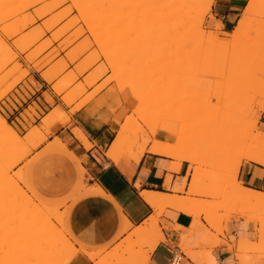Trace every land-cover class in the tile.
Here are the masks:
<instances>
[{
  "label": "rangeland",
  "instance_id": "obj_1",
  "mask_svg": "<svg viewBox=\"0 0 264 264\" xmlns=\"http://www.w3.org/2000/svg\"><path fill=\"white\" fill-rule=\"evenodd\" d=\"M52 1L57 3L61 2L60 0H43L36 3L31 8L27 7V10L25 11L22 10H24V8L26 9V7L21 9V7L18 8L17 6V8H15L17 10L15 11H20L19 14L14 11L13 15L16 14V17L14 15L7 20L5 18L11 16L12 13L10 12L12 9L9 8L10 15L8 16V14H5V11H7L8 8L5 10V7L2 6L4 7L2 10L4 13H0V17L4 14L5 17L3 16V19L6 20L4 21L0 18L2 21L0 23V117L2 120L6 121V124L8 125L7 129L0 131V134L5 138L8 136L7 140L3 139V143L0 142V148L3 147V149H8L6 152L0 153V160L5 155H9L15 159L9 170L5 172L7 173L6 176H2L0 172V208L9 207L10 203L14 201L22 202L24 191L29 192L30 196L28 200L30 209L27 208L24 211L22 210L15 220V223L13 222L8 226L9 229L7 227L0 233L1 244L12 241L10 239L17 240L15 248H13V250L11 249L12 251L10 250V252H6V254L0 253V258L3 254H5L3 255L4 258V256L9 253L8 256L14 258L12 264H40V262L45 264L46 262V259L41 260V258H39V252L40 249H42L40 248L41 246L33 247V251H28L29 246L25 245L22 241L30 235L23 231L26 230L25 222L28 220L29 215H31L30 210L33 207L32 205L39 203L48 206L50 205L41 202L33 195L35 190L32 186L30 177V169L33 160L29 158L32 153L24 155L22 146L13 149L14 146L17 145L14 143L15 136L20 141L27 140V142H29L28 146L33 152L46 140L47 135L50 133L51 128L54 125V123L52 124V121H43L44 116H46L43 115L40 119V126H34V124L37 123L36 119L39 118V115L37 116L35 112V104H33L32 107H28L19 116L21 121L13 119L14 115H12V111L16 110L15 105H17V107L19 106L20 109H22L21 103H23L24 106L26 105V99L40 89L38 84L40 79L51 84L52 93H59L58 96L61 97L60 101L65 106L70 109L75 107L73 110H76L83 106V104H81V106L78 104L79 101L84 98H89V96L92 97L98 89H101V86H104V88L100 91L109 88L112 92H119V86H123L125 88L124 91H126L133 86V83L135 82L134 80L137 78L139 79V77L141 78L140 80H142L146 77V75L143 74H151L154 72V76L151 80L149 79V82L151 83V81H153V84H155L154 82H165L166 87H164V89L162 88V91L157 93L153 91L154 93H152L149 92L152 91L149 89L150 87L148 88V91H144L146 88L145 86H143L145 88L142 87V91H140L139 83V91L129 93L134 101V108L131 113L119 123V127H128V133L130 134L131 132V136L132 130L135 127L133 121L137 119L136 107L138 104L143 103L142 101H146V107L144 108L146 109L145 112L153 111L151 108L156 104L158 106L156 111L175 109L176 111H182V113L186 115L197 112V114H202V120L205 119L207 121L214 111L226 103L225 101L227 99L225 94H218L216 92V81L224 82L222 83L223 85L225 84V81L216 78V73L222 67L215 64L214 57L210 56L213 52L218 50L220 46L215 44L216 42L209 41L206 35L208 32L216 31L219 33L221 40L226 38L222 26L218 30L215 29L220 22H210L214 21V17L211 15V8L206 14L199 16L196 19H192L191 21L189 19L185 20L184 18L185 22H183V24L180 23L183 18L180 21L177 19L178 14H184L186 18H189L188 14H191L194 11L203 12L205 9L203 0H192L187 7H179L176 5V3L183 0H101L100 3V0H88V2L85 1L86 3L84 4L87 5L91 1L90 5H87L90 7L87 8V6H84L83 8L85 9L78 8V5H76L78 0H65V3L63 1L62 4L58 3L59 6L56 3L58 7L54 6L56 4L54 3L53 5ZM117 2H121L120 9L117 7ZM248 2L249 0H247L246 5ZM52 5L55 9L50 11ZM135 5H139L140 10L134 15H126L129 8ZM246 5L240 11L234 27L231 28L230 32H226L227 34L233 32L237 21L244 13ZM7 6L9 7V5ZM10 7L12 8L13 5H10ZM260 8L262 9H260V11H264L262 6H260ZM47 9H50V12ZM39 11L44 17L41 16L40 18V13H38L39 15L36 13ZM44 11L48 12L45 13ZM25 14L28 21L24 18ZM29 14L31 16H29ZM18 17L20 20H17ZM13 19L16 20L17 23ZM24 22L27 23V26ZM196 23L198 26H201V28L198 30H192L190 25ZM15 24H18V26L16 27ZM252 24H257V26L262 25V28L260 29L261 31L259 30L257 33L248 32L244 34L233 47L235 53H237V51L241 52L240 57L238 54H234L236 56L235 59L240 58L241 60L243 58L245 59V64L242 62L243 66L241 68L239 67L235 72L236 74L231 76L229 83L233 81H245L249 77H258L264 73V67L257 70L254 69L256 68V62L258 60L261 61V57L264 58V15L263 17H255ZM3 25H6V28H4ZM22 25L25 26L22 27ZM188 27L191 30H189ZM38 28H40V30ZM12 29L17 30L18 34L15 33L16 31L13 33ZM39 31L41 32L38 33ZM10 34L12 36H10ZM40 35L42 36L40 37ZM21 36H23L22 40L20 38ZM19 39L20 41H18ZM210 42H212V44ZM148 45L153 46L152 54H149L142 59L141 65L138 64L134 73L132 71L133 75L130 72H127L129 66H132V58L139 50H142ZM216 46L219 47L217 48ZM255 51L257 54H260L261 57L258 55L259 59H256L255 55H253L255 59L252 56L249 57L251 52L252 54H255L253 53ZM12 57L14 58L11 59ZM6 59L10 62L8 63ZM6 63L8 65L5 67ZM110 63H112V65ZM13 64H16L17 66H13ZM3 66L5 69L2 68ZM118 78L121 81L118 80ZM148 78L147 75L145 79ZM145 79L143 81H145ZM116 80L118 82H116ZM153 84L151 87H153ZM100 91L97 94H99ZM248 93L252 94L250 92ZM13 94L18 95L20 101H18ZM96 95H94L92 99H94ZM251 96L245 92L239 96V99L250 100L253 97ZM142 97L145 100L141 99ZM44 98L45 101H47L50 98V95L44 94ZM89 99L88 101L92 100ZM263 99L264 90H262L260 94H257L256 102L257 100L263 102ZM262 102H257V104L259 105ZM257 104L253 106V109H258L259 106H257ZM53 105L54 102L50 106ZM153 108L155 110L156 107ZM57 109L59 108L56 107L52 109L48 114L53 113ZM261 114L256 123V132L254 131L252 134L253 138L257 137V131L260 129L259 121ZM206 115H208L209 118ZM138 120L137 122L142 125L143 121H149L150 119L147 117V119H144L142 122L141 120ZM252 120V116L246 115L233 121V127L237 128L241 122L250 123ZM68 121L69 118L62 124H66ZM224 123L226 122L224 121L221 124L223 129L228 127L227 123L225 125ZM130 127L132 129H130ZM129 134L128 137L130 136ZM208 137L214 143L209 146L210 149L225 147L228 149V154L232 155L234 154V149L239 148V140L236 139L233 133H226L223 137H216L214 135ZM20 141L19 143L21 144ZM44 151H42L41 154L54 153V151L49 149ZM231 155L224 161H217L215 164L207 166H194V170L186 171L185 176H187L188 180L191 175L198 177L199 181L194 185H190L189 181H187L182 190L177 191V188L181 187L180 185L183 184L181 179L180 182L177 181L172 188H166L170 193L168 195L182 197L186 199L190 205L194 204L189 207L186 214L192 218V225L188 229L182 228L183 231L179 240H181L180 243L183 248H181L178 243V251L176 254H185L188 259L191 256H195L194 258L211 257L216 262L217 258L213 254L214 248L225 246L227 247L230 256L225 264H264V206L247 207L250 210L244 212L247 211L246 206H241L239 202H236L231 196H229V187L232 182L230 183L227 174L236 161V158H231ZM174 162L176 163L177 160L173 159V163ZM173 163L172 165L175 164ZM184 163L188 168L189 164L186 162ZM246 164H248L247 166L261 167L253 163H242V165ZM242 165L240 169L242 168ZM240 169L236 181L245 187L239 181ZM69 199H73V197L70 196L64 202L56 200H53V202L65 203ZM1 200H3V202H1ZM23 206L24 204L22 202L18 206L9 208L6 211L10 212L14 209L19 211ZM241 207L246 210L244 209L242 212L243 209ZM235 210L238 211L236 212ZM61 212H63V210L59 209V218H56L55 220V216H51L50 221L57 230L61 231L64 227L68 233L67 221L69 220V211L67 213L65 211V214L63 215ZM192 212H194V214ZM233 212H236L237 215ZM248 213H254L257 218L254 222H250L253 225L254 231L250 238H248V244L246 245L242 241H238L239 239L227 242L224 237L226 224L232 219H235L236 221L243 220L242 216L247 215ZM160 217L161 215L156 216L152 219V222H145L141 226L143 229L147 228V230L144 229L147 233L141 236L138 240L133 239L132 242H129L128 244L118 242L109 251L105 252L103 250V255L115 254L117 248L121 245V250L126 249L127 253L130 252V259L136 260L139 264L143 263L145 257H147L148 254L161 242L159 240V235L162 234L160 226L158 231L154 230L153 233L150 232L154 225L153 223H161ZM60 219L64 222L62 223ZM202 221L208 225V228L202 224ZM243 221L245 222V220ZM7 229L10 232L7 233ZM173 229L177 230L180 229V227H174ZM54 230L55 229L51 231ZM219 237H222V239ZM74 246L77 248L79 247L75 243ZM244 246L249 249L247 252L237 251L238 248ZM177 248L175 245L173 246L174 250H177ZM43 249H45V245L43 246ZM63 249L64 247L61 248L62 252H64ZM182 249H184L185 252ZM21 252H24L26 255H21ZM13 255H16L15 257L19 256V259H15ZM42 261L45 262L43 263Z\"/></svg>",
  "mask_w": 264,
  "mask_h": 264
},
{
  "label": "bare ground",
  "instance_id": "obj_2",
  "mask_svg": "<svg viewBox=\"0 0 264 264\" xmlns=\"http://www.w3.org/2000/svg\"><path fill=\"white\" fill-rule=\"evenodd\" d=\"M40 1H43V0H0V6L2 8V9L0 8V13H2V12L4 13V11H2V10L5 7V10L8 8L7 11H5V14H8V16H9L10 15L9 14V12H10L9 8L12 9L10 12V13H12L11 16H9L8 18H5L7 20V19L13 17L14 15L16 17V14L13 15V13L15 10H17V9H15V8H17V6H18V8L21 7V9L26 7V9L24 8V10H22V11H25V10H27V7L31 8L33 5H35L36 3L40 2ZM60 1L61 2H58L59 4L60 3L62 4L63 2L65 3V0H60ZM85 1L88 2V0H78V2L76 4V5H78V8L82 9L84 6L86 7L87 5H90L91 1L87 5L84 4V3H86ZM191 1L192 0L179 1L178 3H176V5H178L179 7H187V5ZM213 1L214 0H203V3L205 5V9L203 12L194 11L191 14H188L189 18H186L184 14H178L177 19L180 21L183 18L180 21V23H182V24H183V22H185L186 19L187 20L189 19L190 21L192 19H196L197 17L202 16V15H204L210 11V8L213 4ZM100 2H101V0L99 1V3ZM54 3L56 4L57 2H53V5H54ZM118 3H119V5H118ZM57 4L54 6L58 7L59 4H58V6H57ZM7 5H9V7ZM10 5L11 6L13 5V7L11 8ZM15 5H16V7H15ZM47 5H50V4H47ZM53 5L51 7V10L49 9L50 11L55 9V8H53ZM2 6H4V7H2ZM80 6H82V7H80ZM120 6H121V2H117L118 9H120ZM260 6H262L264 8V0H249L248 4L246 5V7L244 9L243 15L237 21L236 27L234 28L233 32L231 34L225 33L226 38H224L223 40L220 39L219 33H217L216 31H215L216 33L207 31L208 34H206V35H207V38L209 39V41L216 42L215 44H218L220 46V47L218 46L219 47L218 50H216L215 52H213V54L210 55V56L214 57L215 64L220 65L222 67L216 73V75H217L216 78H220V79H223L225 81L224 85L222 84L224 82L216 81V83H217V88H216L217 91L216 92L218 94H225L226 98H227L225 101L226 103L224 105L220 106L219 109L214 111L211 114V116H209L210 118L208 117V115H206L209 118L208 119L209 121L207 120L208 122L204 118H203L204 120H202V118H201L202 114L201 113L197 114V112L190 113V114L187 113L188 115H186V114H183L182 111L181 112L176 111L175 109L156 111V109L158 107L156 104H155L156 106L153 105V107H156L155 110L152 107L151 108V109H153V111L151 110L152 112L151 111L145 112L146 109H144V108L146 107L145 106L146 101L145 102L142 101L143 103L138 104L139 106L137 105V107H136L137 119H135L133 121L135 124L134 125L135 127L132 130V136L130 135L131 132H130V134L128 133L129 132L128 127L122 126L120 128L119 123H116V122L112 124V129L114 130L116 135H115L113 141L111 142L110 146L108 147V149L106 151V154H105L106 157L109 158L110 160H112L114 163L118 164L120 162V159L125 155L130 160H132L134 162H138L140 160V158L145 153H149V154H154L157 156L177 160V162L176 163L174 162L175 164L173 163L174 165L171 166V169L173 170L174 173H177L180 170L182 162L188 163L189 164L188 165V171H191V170L195 169L194 166H204V165L207 166V165L215 164L217 161L226 160L231 155V154L230 155L228 154V149L225 147H216V148L210 149L209 146L214 144V143L209 139L208 136L214 135L216 137L217 136L223 137L224 134H226V133H233L235 135L236 139L239 140L238 141L239 142L238 143L239 148L234 149V154L231 155V158H236V161L234 163V166L233 167L231 166L232 168H230V170L228 171V174H227V177L229 178L230 183L232 182V184H230L231 186L229 187V194H230L229 196H231V198L233 200H235L236 202H239V204H241V206H243V205L246 206L247 211H244L245 208L243 209V207H241L243 209L242 212L243 211L248 212L250 209L247 207H252V206L262 207V206H264V193L257 192V191H254L252 189L243 187L240 183H238L236 181L239 169H240L243 162L253 163V164H256V165L261 166V167L264 166V125H262V124L260 125V129L257 131V133H258L257 137H255V138L252 137V134L256 130L257 120H258L261 112L264 111V101L262 102V101L257 100L258 103L262 102L259 105L256 102L257 94H260L261 91L264 90V73L259 75L258 77H256V76L253 78L249 77L250 79L248 78L245 81H233V82L229 83L231 76L233 74H236L235 72L237 71V69L239 67L241 68L243 66V64H245L244 63L245 59H243V58L241 60H240V58L235 59L236 56L234 54H238V56L240 57L241 52L237 51V53H235L233 50V47L236 45V43L239 41V39L244 34H246L248 32L257 33L262 28V25L257 26V24H255L256 25L255 26L252 24V22H254L255 17H257V16L263 17V15H264V11H260V9H261ZM48 7H50V6H48ZM89 7L87 6V8H89ZM83 9H85V8H83ZM139 10H140V6L135 5L131 8H129V10L126 12V15H128V16L134 15ZM37 11H38V9H37ZM15 12H17V11H15ZM19 12L20 11H18L17 13L19 14ZM44 12L47 13L46 11H44ZM36 13L37 14L40 13V18H41V16H42L41 12L39 11ZM3 16H4V14L0 17L1 20L3 19ZM29 16H31V15L29 14ZM42 17H44V16H42ZM24 18L26 19V14H25ZM38 18H39V16H38ZM184 18H185V20H184ZM1 20H0V23L2 22ZM6 20H4V21H6ZM17 20H20L19 17ZM29 20H30V18H29ZM14 21L16 22V20H14ZM14 21H12V22H14ZM199 23L202 24L201 22H199ZM21 24H23V23H21ZM25 24L27 26V23H25ZM15 25H16V27L18 26V24H15ZM23 26H25V25H22V27ZM193 26L196 28H194ZM197 26H198L197 23L190 25L192 30L193 29L198 30L199 28H201V26H198V27ZM4 28H6V25L4 26ZM220 28H221V25H220V23H218V25L215 27V29L218 30ZM23 29H26V28H23ZM38 29L40 30V28H38ZM188 29H189V27H188ZM12 30H13V33L16 31L15 33L18 34L17 30H14V29H12ZM189 30H191V29H189ZM40 32L41 31H39L38 33H40ZM4 33H8V32H4ZM27 34L32 35L30 33H27ZM41 34H43V33H41ZM202 35H203V33H202ZM10 36H12V35L10 34ZM41 36L42 35H40V37ZM22 37L23 36L20 37L21 40H22ZM205 40H206V37H205ZM18 41H20V39ZM29 43H30V41H29ZM32 43H34V42H32ZM210 43L212 44V42H210ZM104 47H105V45H104ZM152 49H153V46L148 45V46L144 47L142 50H139L136 53V55L132 58V61H131L132 66H129V68H128L129 70L127 72H130L132 74V71H133V73H134L135 68L138 66V64L141 65L142 59L144 57L148 56L149 54H152ZM253 53H255V54H252V52H251V55H249V57H251V56L253 57V55H255L256 59H259V57H261L260 54L256 53V51ZM246 55H245V57H246ZM258 55H259V57H258ZM14 56H15V54H14ZM106 56H108V55H106ZM242 57H243V55H242ZM13 58L14 57H12L11 59H13ZM262 58L263 57L260 58L261 61L258 60L257 61L258 63L256 62V68H254V69L257 70V69L264 67V58H263V60H262ZM111 59H113V58H111ZM6 61L8 62L7 59H6ZM242 62H243V64H242ZM110 64L112 65V63H110ZM7 65L8 64L6 63L5 67ZM14 65H16V64H13V66ZM1 66H2V64H1ZM2 68L5 69L4 66ZM130 73H128V74H130ZM153 73L143 74V75H146V77H147V75L149 77L148 79H145L146 77H144L142 75L144 77L145 81H143L144 79L140 80L141 78L138 76L139 79L137 78L136 80H134L135 82L133 83V86L131 84L132 87L127 89L128 92L130 93V92H134V91H139V87L141 89L140 91H142L143 86H145L147 88L146 89L145 87H143V88H145V90L143 89L144 91H148L149 87H150L149 89L152 90L149 92H152V93H154V92L157 93L159 91H162L164 89V87H166L165 82H154L155 84L152 83L153 81H151V83L149 82V79L151 80L152 77L154 76ZM125 75H126V73H125ZM2 77H3V75H2ZM119 78H121V77H119ZM119 78H118V80H120ZM141 81H142V83H141ZM116 82H118V81L116 80ZM138 84L140 85L139 87H138ZM152 84H153V87H151ZM118 85H120V84H118ZM100 88L102 89V88H104V86H101ZM101 89H98V91H96L95 94L92 95V97L89 96V98L92 99L94 97V95H96ZM124 90H125V88L123 86L118 87L119 92H123ZM245 92L250 96L253 94L252 95L253 97L251 96L252 98L250 100H247V99L240 100L239 96H241ZM248 92H250L252 94H249ZM58 95H59V93H56L55 97ZM89 98H84L83 100L79 101L78 104L80 106H81V104H83V106H84L85 103H87ZM141 99H143V97ZM143 100H145V99H143ZM53 101H54L53 98L50 97L46 101V103L48 105H52ZM256 104H257V106H259L257 110L253 109V106ZM151 105H152V103H151ZM73 108H75V107H73ZM73 108H71L72 110L70 109V111L68 110V112H65L66 110L63 111L61 109H57L53 113H50V114L44 116L43 121H45V122L52 121V124L53 123L54 124L64 123V121L69 118L70 114L75 113V111L77 109L79 110V108H77L76 110H73ZM196 114L199 116H197ZM246 115L252 116L253 120L250 123L241 122L237 128H234L233 127V121H235L238 118L244 117ZM147 117L150 120L149 121H147V120L143 121L144 119H147ZM138 119L141 120V122L143 121L142 123L145 125L139 124L137 122ZM224 121L228 125V127L225 129H223V127L221 126L222 122H224ZM226 123H224V125ZM7 128H8V125L6 124V121L2 120L0 117V131L7 129ZM130 129H132V128L130 127ZM128 134L130 135L129 137H128ZM75 135H76L77 139L81 140L82 142H84L86 144L87 141H86V139H85V137L81 131L75 130ZM7 137L5 138L3 135L0 134V142L3 143L2 140L3 139L7 140ZM19 141L20 140L14 136V143H16L17 145H15L13 149H17L18 146H22L23 150H24V155H28V154L32 153L31 148L28 146L29 142H27V140H24V141L21 140L20 141L21 144L19 143ZM55 141H57V139ZM7 150L8 149H3V147H1L0 153H4ZM14 161H15V159L9 155H5L2 157V159L0 160V172H1L2 176L7 175V173H5V172H7L9 170L11 164ZM171 178L172 177L170 175H168L166 177V182H165L166 184L165 185L167 188L170 185ZM187 181H189L190 185H194L195 183H197L199 181V179H198V177L191 175L190 179L188 180L187 176H185L182 180L183 184L180 185L181 187L177 188V191L182 190V188L185 186ZM8 186H9V184H8ZM141 196L145 200V202L151 208H153L155 211L154 216H152L148 220L151 222H152L153 218H155L156 216H160L165 209H171L174 212L187 214L189 207H191V205H192V204L190 205L189 202L182 197L169 196V195H164V194H160L157 192H144V193H141ZM29 197H30L29 192L24 191V198L22 201L24 206L21 207V209L19 211H16L15 209L11 210L10 212L6 211L7 209L14 208V207L18 206L20 203H22L19 201H14V202L10 203L9 207L0 208V233L3 232V230H5V228L10 226L13 222L15 223V220L20 215V212L22 210L24 211L27 208L30 209L29 208L30 205L28 204ZM3 200H1V202H3ZM32 206L33 207L30 210L31 215H29L28 220L25 222L26 223L25 224L26 230L23 231L24 233L26 232V233H29L30 235H28V237L26 236L27 238L26 239L24 238V241H22V242L25 245L29 246L28 251L32 250L33 247L41 246L40 248H42V249H40V252L38 251L39 252V258H41V260L46 259L45 260L46 262L44 261L45 264H68L75 257V255L78 253L84 254L91 261L97 260V261H95V264H139L138 262H136V260L130 259V252L127 253L126 249L121 250V247H122L121 245L117 248V252L113 255H107V254L103 255L104 254L103 250H97V251H91L90 250L89 251V250H86V249L81 248V247L77 250L74 246L73 239L66 232L65 228L62 226L63 229L61 231H59L53 226L52 222L50 221L51 216H55L54 217L55 220H56V218H59V215H60V213H58L59 209L63 210V212H61L62 215L65 214V211H67L69 209L68 203L60 205V206H48V205H44V204L39 203V204H35ZM235 211L237 212L238 210H235ZM236 212H233V213H236ZM242 212H241V214H242ZM192 213L194 214V212H192ZM230 214H228V215H230ZM241 214H239V215H241ZM236 215H237V213H236ZM225 217H226V215H225ZM196 218H199V217H196ZM61 219H62V217H61ZM242 219L245 220L246 222H254L255 219L257 220L254 213H252V214L248 213L247 215H243ZM225 221H226V218H225ZM20 222H22V221H20ZM61 222H62V220H61ZM60 223H59V226H60ZM153 224L154 225L152 226V229L150 231L151 233H153L154 230L155 231L159 230V223L156 222ZM124 225H125L124 232H127L128 229L131 228V225L128 223L127 220H124ZM146 225H147V223H146ZM146 225H145V227H146ZM149 228H148V230H149ZM8 229H9V227H8ZM53 229H55L57 231H55V230L51 231ZM144 229L147 230V228H144ZM144 229L141 226L132 229V231H130L127 234L126 238H124L120 242H124V243L128 244L129 242H132L133 239L138 240L141 236H143L144 234L147 233V231H145ZM260 230H262V229H260ZM6 231H5V233H6ZM8 232H10V231L8 230L7 233ZM15 235H17V234H15ZM261 236H262V233H261ZM2 238H4V237H2ZM0 239H1V237H0ZM10 240H12V241H10ZM10 240H8L10 242H7V243L4 242V240H3L4 244L0 243V245H1L0 246V253L6 254V252H10L11 249L13 250V248H15V244H16L17 240H15V239L14 240L10 239ZM22 240H23V238H22ZM159 240L161 242L165 240L164 236L162 234L159 235ZM0 242H1V240H0ZM243 243L246 245L248 244V242H243ZM43 244L45 245V249H43V246H44ZM64 245L65 246L67 245V246L65 247ZM179 246L181 248H183L181 243L179 244ZM25 247H27V246H25ZM62 247H64V249H63L64 252L61 251ZM24 249H26V248H24ZM182 250L185 252L184 249H182ZM247 250H249V249L244 246V247L238 248L237 251L238 252H242V251L247 252ZM23 251H25V250H23ZM25 253H27V252L25 251ZM5 254H3V255H5ZM8 254L6 256H4V258H3V255L1 256L0 264H12L14 258H10L8 256ZM10 254H12V253H10ZM22 254H24V252H21V255ZM24 255H26V254H24ZM18 257H15V259H17ZM176 257L178 258V256H176ZM36 258H38V257H36ZM78 258H80V257H78ZM147 258H148V256L145 257V259L143 260V263H141V264H144L145 261L147 260ZM21 262H22V260H21ZM40 264H42V263L40 262Z\"/></svg>",
  "mask_w": 264,
  "mask_h": 264
},
{
  "label": "crops",
  "instance_id": "obj_3",
  "mask_svg": "<svg viewBox=\"0 0 264 264\" xmlns=\"http://www.w3.org/2000/svg\"><path fill=\"white\" fill-rule=\"evenodd\" d=\"M246 2L247 0H214L211 6L214 21L210 22L219 21L223 32H230ZM38 84L40 89L26 99L25 106L21 103L22 109L15 105L16 110L12 111L14 120L21 121L19 116L33 104L36 106V114L39 115L34 126H40L42 116L56 107L66 110L65 112L70 111L60 101L61 97H55L52 93L51 84L42 79ZM44 94L53 98V106L46 103ZM13 95L20 101L18 95ZM133 108L134 101L127 90L112 92L106 88L70 114L66 124H54L46 140L29 156L33 160L30 169L31 183L35 190L33 195L50 206L69 204L66 211H69L67 230L78 248L109 251L126 238L132 229L142 226L154 216V209L145 202L141 193L157 192L168 195L170 193L166 189V177H172L169 185L172 188L188 172L184 162L180 170L174 173L171 169L173 159L149 153H145L138 162L125 155L118 164L106 157L105 151L115 136L112 124L121 123ZM259 124L264 125V111ZM75 130L82 132L86 144L76 138ZM46 149L54 153L41 154ZM247 165H242L239 181L246 188L264 193V168ZM70 196L73 199L65 203L53 202H64ZM124 220L131 225L127 232H124ZM160 221L159 226L165 240L148 254L144 264H170L175 256L180 258L178 264H225L230 258L225 246L214 248L213 254L218 260L215 258L216 262L211 257L191 256L188 259L185 254H176L182 228L188 229L192 225V218L165 209ZM202 224L208 228L205 222L202 221ZM174 227L180 229L174 230ZM253 231L250 222L232 219L226 224L224 237L227 242L236 239L249 242L248 238ZM174 245L177 250L173 249ZM90 261L87 256L78 253L70 264H95V261Z\"/></svg>",
  "mask_w": 264,
  "mask_h": 264
},
{
  "label": "built area",
  "instance_id": "obj_4",
  "mask_svg": "<svg viewBox=\"0 0 264 264\" xmlns=\"http://www.w3.org/2000/svg\"><path fill=\"white\" fill-rule=\"evenodd\" d=\"M180 258H177L176 256L173 258L170 264H178Z\"/></svg>",
  "mask_w": 264,
  "mask_h": 264
},
{
  "label": "snow or ice",
  "instance_id": "obj_5",
  "mask_svg": "<svg viewBox=\"0 0 264 264\" xmlns=\"http://www.w3.org/2000/svg\"><path fill=\"white\" fill-rule=\"evenodd\" d=\"M262 167H264V166H262Z\"/></svg>",
  "mask_w": 264,
  "mask_h": 264
}]
</instances>
